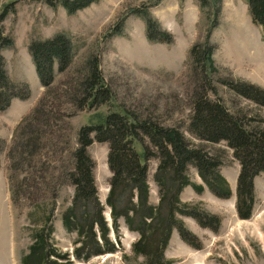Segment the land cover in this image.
Instances as JSON below:
<instances>
[{
  "label": "rangeland",
  "instance_id": "rangeland-1",
  "mask_svg": "<svg viewBox=\"0 0 264 264\" xmlns=\"http://www.w3.org/2000/svg\"><path fill=\"white\" fill-rule=\"evenodd\" d=\"M14 3V12L2 23L4 37L13 42L11 47L0 48L8 78L19 86H27L25 99L13 98L9 106L0 111V264H21L33 242V232L44 224L45 206H32L25 190L13 205L10 184L17 183L29 173L10 169L8 151L22 121L32 113L44 95L28 46L32 40L50 39L56 34L70 37L74 56L69 68L58 73L54 67V83L59 100L48 97V104L57 106L60 118L52 123L53 141L62 143L69 135L74 140L77 130L88 123L94 112L123 108L143 117H150L164 127H174L186 138L195 141L186 131L192 114L193 98L198 88L199 72L194 74L189 56L196 43L208 44L211 60L219 74L211 75L215 95L231 112H239L264 120V110L234 94L218 80L229 77L244 80L264 89V40L261 28L253 23L243 0H99L74 13L60 6L50 7L44 0H0V10ZM148 12L159 29L172 36L171 43L150 42L145 35V24L139 13ZM116 26V27H115ZM117 26L120 30H116ZM96 55L105 82L113 94V105L96 111L76 110L64 98L67 87L80 77L78 70L86 57ZM79 74V75H78ZM62 85V86H61ZM25 90L24 88L21 89ZM20 91V92H21ZM259 122V121H256ZM264 125V121L261 123ZM197 143V141H195ZM207 150L220 155L218 171L228 183L230 197L223 199L212 194L201 181L194 167L187 177L192 184L202 186L200 193L190 186L179 195L182 203L216 215L220 225L216 231L201 227L194 219L180 216L187 230L196 238L199 248L186 244L174 230L164 251L171 264H264V174L255 177V201L249 219H240L235 208V192L240 170L238 161L225 143L207 144ZM108 145L94 142L88 153L94 161V178L101 204L105 205L110 179L107 166ZM42 161L57 165V158ZM157 161L149 163V202L159 201L158 186L154 181ZM11 178V181H10ZM41 196V192L30 189ZM73 189L61 187L51 224L54 243L63 252L71 253L74 233H67L61 224V213L69 205ZM34 196V195H33ZM109 209L104 216L109 220ZM120 247L113 254L72 260V264H143L141 257L134 258L132 244L138 239L119 220ZM112 241L115 235L109 234ZM123 255L128 256L126 260Z\"/></svg>",
  "mask_w": 264,
  "mask_h": 264
},
{
  "label": "trees",
  "instance_id": "trees-1",
  "mask_svg": "<svg viewBox=\"0 0 264 264\" xmlns=\"http://www.w3.org/2000/svg\"><path fill=\"white\" fill-rule=\"evenodd\" d=\"M98 1L44 0L48 6H60L70 14ZM243 1L251 20L261 28L264 40V0ZM200 2L204 5L206 0ZM12 12L14 3L5 4L0 10V48L13 44L2 32V23ZM139 15L144 20L148 41L171 43L172 36L159 29L147 11ZM116 30L119 31L120 27L117 26ZM211 52L207 43H196L189 51L193 73L199 72L200 78L186 131L197 143L186 138L179 129L164 127L150 117L119 107L110 108L113 105L112 91L102 76L97 56L90 54L78 70L80 77L75 79V83H64L67 87L64 98L79 111H96L102 106L110 109L105 113H92L88 123L77 130L74 140L66 135L60 144L53 141L52 130V123L60 118L54 109L58 105L48 104L47 100L48 97L60 98L53 88L54 67L58 73L69 68L74 56L73 43L65 34L30 42L28 53L45 91L32 113L20 124L8 151L12 171H29L21 181L10 184V191L15 205L24 187V198L32 206L44 205L46 216L44 224L33 232V242L28 253L21 258V264H72L71 258L79 261L113 254L120 247L118 230L121 219L129 231L138 234L131 250L134 258H142L143 264H171L164 258V251L174 230L186 244L198 249L196 238L179 217H190L201 227L213 231L218 229L220 219L180 201L179 195L186 186L197 193L203 190L202 186L189 181L187 170L194 167L201 181L215 196L226 199L231 193L218 171L220 155L209 152L207 144L225 143L238 161L236 213L240 219L250 218L255 201L253 182L260 173L264 174V125L261 124L264 120L233 113L219 99L208 97L209 93L215 95L211 75L219 74L211 60ZM218 79L234 94L264 110L263 88L240 79ZM23 88L25 90L21 91ZM28 92L27 86L10 81L4 59L0 56V111H4L13 98H27ZM94 142L108 145L107 166L111 176L105 205L98 197L95 164L88 153V147ZM43 152L46 157L59 155L57 165L42 161ZM151 160L157 161L154 181L159 189V201L156 206L149 202ZM64 186L73 189L70 203L60 217L63 229L76 236L70 254L58 248L52 238L51 218L56 196ZM30 189L41 192V196L29 192ZM105 208L109 209L111 226L104 216ZM110 231L115 235V241L111 240ZM123 257L129 260L128 256Z\"/></svg>",
  "mask_w": 264,
  "mask_h": 264
},
{
  "label": "water",
  "instance_id": "water-1",
  "mask_svg": "<svg viewBox=\"0 0 264 264\" xmlns=\"http://www.w3.org/2000/svg\"><path fill=\"white\" fill-rule=\"evenodd\" d=\"M109 213V212H108ZM109 220H110V216H109Z\"/></svg>",
  "mask_w": 264,
  "mask_h": 264
}]
</instances>
